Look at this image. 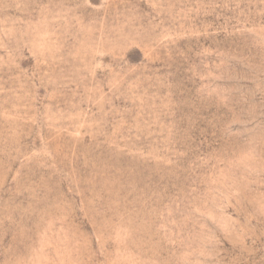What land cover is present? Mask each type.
<instances>
[{
  "label": "rangeland",
  "instance_id": "rangeland-1",
  "mask_svg": "<svg viewBox=\"0 0 264 264\" xmlns=\"http://www.w3.org/2000/svg\"><path fill=\"white\" fill-rule=\"evenodd\" d=\"M0 264H264V0H0Z\"/></svg>",
  "mask_w": 264,
  "mask_h": 264
}]
</instances>
